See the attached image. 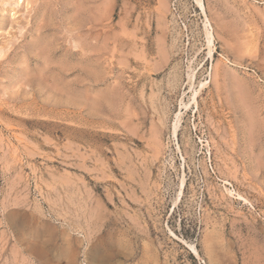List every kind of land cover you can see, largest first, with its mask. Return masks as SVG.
<instances>
[{"label":"rangeland","instance_id":"1","mask_svg":"<svg viewBox=\"0 0 264 264\" xmlns=\"http://www.w3.org/2000/svg\"><path fill=\"white\" fill-rule=\"evenodd\" d=\"M161 1L0 0V264H264V0Z\"/></svg>","mask_w":264,"mask_h":264},{"label":"bare ground","instance_id":"2","mask_svg":"<svg viewBox=\"0 0 264 264\" xmlns=\"http://www.w3.org/2000/svg\"><path fill=\"white\" fill-rule=\"evenodd\" d=\"M163 1L164 0H162L161 2L163 3ZM197 2H198V4H200V6L202 7V9L203 10H205V8H204V5H203V3H202V0H197ZM165 3V2H164ZM168 4V3H167ZM167 4H164V6L166 5L167 6ZM164 11V10H163ZM208 31V30H207ZM210 34V33H209ZM209 37H210V35H209ZM212 37V36H211ZM212 41V40H211ZM210 43V42H209ZM145 56V55H144ZM165 59V58H164ZM190 76V75H189ZM190 88L194 85V83H193V80H194V75L192 74L190 77ZM207 84V82H201V86H202V88L205 86ZM241 91V90H240ZM197 94H198V90H194V92H193V96H192V98H191V100H189V102L187 103V102H185L184 101V99H182V105L184 106V108L186 109V110H188L189 109V107L191 106V104H195L197 107L199 106V101H198V99H197ZM165 106V105H164ZM166 107H167V105H166ZM162 108V107H161ZM164 111V110H163ZM164 114V113H163ZM182 114V113H181ZM164 116H165V114H164ZM162 118V117H161ZM180 120H181V115H179L178 116V121H177V123H175V130H174V133H176L177 132V128H178V123L180 122ZM128 124V123H127ZM142 139V138H141ZM161 143V142H160ZM163 149V148H162ZM82 152V151H81ZM87 153V152H86ZM139 156V155H138ZM95 167V166H94ZM147 176V175H146ZM189 244V243H188ZM190 247L192 248V250L196 253V255L197 256H200L199 255V253H198V251H197V249L195 248V246L194 245H190ZM95 256V255H94Z\"/></svg>","mask_w":264,"mask_h":264}]
</instances>
